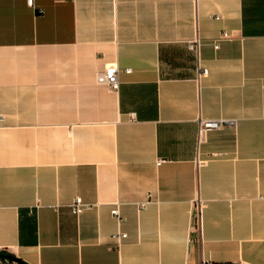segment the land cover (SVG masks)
Segmentation results:
<instances>
[{"label": "crops", "instance_id": "0c3cea01", "mask_svg": "<svg viewBox=\"0 0 264 264\" xmlns=\"http://www.w3.org/2000/svg\"><path fill=\"white\" fill-rule=\"evenodd\" d=\"M0 253L264 264V0H0Z\"/></svg>", "mask_w": 264, "mask_h": 264}, {"label": "built area", "instance_id": "2783aa9c", "mask_svg": "<svg viewBox=\"0 0 264 264\" xmlns=\"http://www.w3.org/2000/svg\"><path fill=\"white\" fill-rule=\"evenodd\" d=\"M27 4L32 7L33 6V0H27ZM228 37V34L225 32L222 34L221 39L225 40V38ZM219 42V41H218ZM198 43L197 39L194 40V42H190L188 45V48L190 51H197L198 49ZM214 48H218V43L214 45ZM118 74V68L116 65H109L105 67L103 70H101L97 74L96 82L97 84L105 85L110 91L115 92L119 88V78L117 76ZM207 70L206 69H200L199 70V76H206ZM198 137L201 139L202 135L207 131H212L215 129L221 128L224 124H233V121H222V120H198ZM167 161V159H159L156 162V165L159 166L161 164H164ZM91 207V204H85L81 201L80 198H74L71 203L69 204L70 212L74 215H79L83 211L89 209ZM111 214L113 216H117V211L112 210ZM126 237L123 233H115L112 235V239L119 244L122 239Z\"/></svg>", "mask_w": 264, "mask_h": 264}, {"label": "water", "instance_id": "95a60500", "mask_svg": "<svg viewBox=\"0 0 264 264\" xmlns=\"http://www.w3.org/2000/svg\"><path fill=\"white\" fill-rule=\"evenodd\" d=\"M0 260L10 262L11 264H22L17 258H15L12 254H4L0 253Z\"/></svg>", "mask_w": 264, "mask_h": 264}, {"label": "rangeland", "instance_id": "374dc122", "mask_svg": "<svg viewBox=\"0 0 264 264\" xmlns=\"http://www.w3.org/2000/svg\"><path fill=\"white\" fill-rule=\"evenodd\" d=\"M0 264H11L10 262H6V261H3V260H0Z\"/></svg>", "mask_w": 264, "mask_h": 264}, {"label": "trees", "instance_id": "16d2710c", "mask_svg": "<svg viewBox=\"0 0 264 264\" xmlns=\"http://www.w3.org/2000/svg\"><path fill=\"white\" fill-rule=\"evenodd\" d=\"M5 254V253H4ZM22 263V262H21ZM23 264V263H22Z\"/></svg>", "mask_w": 264, "mask_h": 264}]
</instances>
